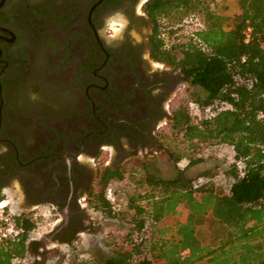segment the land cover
<instances>
[{
	"label": "flooded vegetation",
	"instance_id": "obj_1",
	"mask_svg": "<svg viewBox=\"0 0 264 264\" xmlns=\"http://www.w3.org/2000/svg\"><path fill=\"white\" fill-rule=\"evenodd\" d=\"M149 1L0 0V190L55 209L37 258L90 228L108 166L161 148L188 81L152 54Z\"/></svg>",
	"mask_w": 264,
	"mask_h": 264
},
{
	"label": "trees",
	"instance_id": "obj_2",
	"mask_svg": "<svg viewBox=\"0 0 264 264\" xmlns=\"http://www.w3.org/2000/svg\"><path fill=\"white\" fill-rule=\"evenodd\" d=\"M214 1L150 0L146 10L156 21L153 56L183 67L188 84L201 91L192 93V100L201 107L216 100L230 103L208 119L194 121L184 109L173 116V127L182 130L192 148L202 143L234 149L235 161L226 170L230 185L195 184L185 168L161 177L143 162L147 189L127 205L125 243L99 264H264V0H236L239 8L232 15L216 12ZM202 12L214 13L220 24L206 23L187 40L166 44L160 18L167 19L174 34L187 18ZM183 156L171 153L175 163ZM123 177L122 168L108 166L92 206L116 217L107 189ZM5 197L0 190V201ZM167 216L175 220L162 224ZM16 221L23 231L0 241V264H22L28 253L37 254L29 238L37 220L20 212ZM207 222L221 229L210 242L201 232Z\"/></svg>",
	"mask_w": 264,
	"mask_h": 264
},
{
	"label": "rangeland",
	"instance_id": "obj_3",
	"mask_svg": "<svg viewBox=\"0 0 264 264\" xmlns=\"http://www.w3.org/2000/svg\"><path fill=\"white\" fill-rule=\"evenodd\" d=\"M212 8L218 13L232 15L239 6L236 0H215L212 3ZM212 14L214 13L206 14L202 12L187 18L180 24V28L174 34L169 33L166 26L167 19L160 18L159 24H162L163 27L161 37L168 46L175 41H185L193 33L203 28L206 23L207 25L218 26L220 22ZM195 92L200 93L201 91L199 88L186 83V86L179 90L170 102V110L173 113L177 109L188 110L194 121H199L200 119L195 114V108L192 104L194 102L192 93ZM173 115L170 118H173ZM170 118L164 119L168 124H164L159 128L161 148L153 152L152 155L138 153L136 156L126 159L122 166L123 179L112 180L108 185L107 194L113 209L116 211V217H111L91 205L89 229L79 233L68 244L56 243L57 246L54 247L49 240H46L47 246L45 247L47 249L43 252L44 256L37 258L36 255L28 253L22 264H99V259L106 258L114 248L121 247L125 243L124 236L130 229L125 220L127 205L133 200H138L141 193L147 189L146 170L143 167V162L149 166L147 170L161 177H173L178 169L185 168L186 173L194 179L195 184L212 180L217 185H222L225 189H228L231 179L226 170L235 161L234 149L226 145H206L202 143L194 149L183 136L182 130L179 127H173V120H170ZM172 152L175 155L183 154L184 156L178 163H175L171 158ZM195 158L201 159V161L190 164V161ZM2 193L10 199L11 206L16 213L27 212L33 214L37 220L36 228L30 232V240L34 238L43 239L58 217L55 214V209L50 205L38 208L26 207L21 193L15 189H7ZM5 203H8V200ZM182 210L185 212L184 208ZM174 220L173 216H167L163 219L162 224H168ZM219 230L221 231L218 226L209 222L201 228L202 235L207 242H210L213 235L219 233Z\"/></svg>",
	"mask_w": 264,
	"mask_h": 264
},
{
	"label": "built area",
	"instance_id": "obj_4",
	"mask_svg": "<svg viewBox=\"0 0 264 264\" xmlns=\"http://www.w3.org/2000/svg\"><path fill=\"white\" fill-rule=\"evenodd\" d=\"M249 31L250 28H248L246 40H249ZM192 104L195 108V114H197L198 118L201 120L214 117L220 110L228 107L230 103L226 100H216L205 107H201L196 102H193ZM237 165L240 170H244L245 164L242 160L237 161ZM5 198L6 199L0 201V241L9 238H16L23 231L16 221L17 213L12 208L10 199L8 197ZM5 200H8V203L4 204L3 202Z\"/></svg>",
	"mask_w": 264,
	"mask_h": 264
},
{
	"label": "bare ground",
	"instance_id": "obj_5",
	"mask_svg": "<svg viewBox=\"0 0 264 264\" xmlns=\"http://www.w3.org/2000/svg\"><path fill=\"white\" fill-rule=\"evenodd\" d=\"M5 199H6V198H5ZM5 202H6V200H5L3 203L6 204Z\"/></svg>",
	"mask_w": 264,
	"mask_h": 264
}]
</instances>
